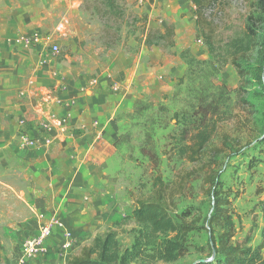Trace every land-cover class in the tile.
<instances>
[{"label":"rangeland","instance_id":"374dc122","mask_svg":"<svg viewBox=\"0 0 264 264\" xmlns=\"http://www.w3.org/2000/svg\"><path fill=\"white\" fill-rule=\"evenodd\" d=\"M259 1L219 0L208 7L204 25L214 31L216 56L209 53L203 37L197 36L190 0H120L126 13L121 24H103L93 3L81 0L79 14L71 20L70 27L89 36L80 37L74 47L45 38L44 29L28 33L39 37L29 47H38L35 60L47 79L38 86L43 88L44 97H104L109 109L115 102L122 100L123 104L115 109L105 128L107 148L99 151L105 160L100 171L93 170L90 176L88 173L89 182L83 178V186H77L82 198L68 206L75 210L74 217L70 213H63L61 219L56 217L62 226L56 225L44 249L25 256L24 264H67L70 257L108 229L116 232L122 248L129 246L137 229L131 212L136 201L151 198L157 175L170 186L174 219L195 223L197 227L185 239L186 253L171 264H196L211 253V238H216L218 230L211 235L207 229L213 203L204 182L209 174L218 175L221 191L231 201L234 239L242 240L249 234L252 245L260 242L264 90L251 76H246V82L238 89L241 78L236 66L229 60L224 62L225 43L230 39L259 38L264 27ZM133 15H145L146 24L152 29L173 25L174 46H143L140 22H134ZM49 26L52 28L54 23ZM53 45L58 47L56 53L52 52ZM183 50L189 52L188 62L180 56ZM262 50L261 42L240 58L239 66L257 74ZM136 99L141 102L134 111ZM209 102L211 106L204 115L206 110L197 107ZM206 125L213 131L210 141L197 158L190 160L180 153L179 146L188 143L194 130ZM62 127L64 133L68 131V126ZM75 127L79 132L89 130L83 122L71 126ZM73 135H65L68 142L79 141L81 135ZM33 140L35 145L19 147H35L36 138ZM147 151L155 156L149 159ZM10 180L14 190H10L12 196L4 198L6 208L0 200V264H18L24 241L38 233L37 215H50L48 209L29 208L18 177L10 175ZM257 188L262 192L257 193ZM65 229L72 236L67 250L61 247Z\"/></svg>","mask_w":264,"mask_h":264},{"label":"crops","instance_id":"0c3cea01","mask_svg":"<svg viewBox=\"0 0 264 264\" xmlns=\"http://www.w3.org/2000/svg\"><path fill=\"white\" fill-rule=\"evenodd\" d=\"M80 2L0 0V200L4 208V198L14 190L10 175H15L29 208L48 209L49 216L58 219L63 213L73 216L75 210L68 208L82 198L77 186H83L84 179L89 182L88 173L99 172L105 161L99 153L107 148L103 135L122 100L109 109L104 97H44L38 86L47 79L35 60L38 47L19 42L21 35L44 29L45 38L74 47L80 37L89 36L70 27ZM81 122L88 131L71 128ZM62 126H68L69 133ZM71 133L81 135L78 142L67 141L65 135ZM23 136L35 137L36 146L21 149Z\"/></svg>","mask_w":264,"mask_h":264},{"label":"trees","instance_id":"16d2710c","mask_svg":"<svg viewBox=\"0 0 264 264\" xmlns=\"http://www.w3.org/2000/svg\"><path fill=\"white\" fill-rule=\"evenodd\" d=\"M90 1L93 3L94 12L103 24L124 22L126 13L120 0ZM218 1L190 0L194 5L197 36L198 38L203 37L209 53L215 56L217 53L213 43L214 31L204 25V13L211 4ZM259 2V9L264 12V1L260 0ZM131 19L134 22H140V41L147 49L151 47L166 49L174 46L173 25L162 30L152 29L147 26L145 15H133ZM261 42L263 44L262 61L257 66L258 73L244 71L238 61L248 52L254 50L256 46H259ZM225 44L227 57L224 62L229 60L236 66L241 78L238 89L242 88L243 82H246L244 78L251 76L253 82L264 90V27L259 33V38L248 36L247 40L230 39ZM188 54V50H183L180 56L188 62ZM140 102V99L134 101V111L138 110ZM204 104L197 108L206 110L205 115L211 102ZM206 126L194 130L189 135L188 143L179 146L180 153L186 155L190 160L197 158L210 141L213 131L208 125ZM146 154L149 159L155 156L152 151H147ZM204 182L213 197L211 212L207 218V229L211 235L215 230L218 232L216 238H211V253L205 258L208 260L198 261L196 264H264V200L260 202L263 218L261 240L254 246L251 244L249 234L242 240L234 239L236 228L231 211V201L225 193H222L218 175L209 174L205 176ZM152 186L151 198L136 201L131 212L130 217L134 220L137 229L134 231L133 241L129 246L122 248L117 240L116 232L113 229H108L103 235L94 237L89 245L83 246L78 254L70 257L67 264H156L158 262L171 264L182 257L187 251L185 239L189 232L196 230L197 227L195 223L174 219L172 216L174 208L170 207V204L173 203L171 189L160 176L155 177ZM256 192L261 193L262 191L257 188Z\"/></svg>","mask_w":264,"mask_h":264},{"label":"built area","instance_id":"2783aa9c","mask_svg":"<svg viewBox=\"0 0 264 264\" xmlns=\"http://www.w3.org/2000/svg\"><path fill=\"white\" fill-rule=\"evenodd\" d=\"M39 40V37L36 33H32L30 35H21L19 37V42L24 47H29L34 42H37ZM58 51V47L56 45H53L52 52L56 53ZM35 145V141L33 138H29L27 136H23L20 141L21 147H28ZM38 222H39V229L38 233L35 236L27 238L23 243V254L18 260V264H24V258L25 256H31L35 255L40 250L44 249V244L48 240V238L51 237L54 227L57 225L58 227H61L62 225L58 223L55 218L48 217L44 213H39L37 215ZM63 239H62V245L61 247L64 250H67L71 246V240L72 236L69 231L66 229L63 230Z\"/></svg>","mask_w":264,"mask_h":264},{"label":"water","instance_id":"95a60500","mask_svg":"<svg viewBox=\"0 0 264 264\" xmlns=\"http://www.w3.org/2000/svg\"><path fill=\"white\" fill-rule=\"evenodd\" d=\"M208 259H203V260H200V261H207ZM198 262V261H197Z\"/></svg>","mask_w":264,"mask_h":264}]
</instances>
